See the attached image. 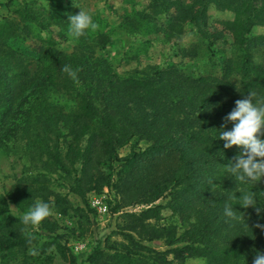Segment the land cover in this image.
<instances>
[{"label":"trees","instance_id":"trees-1","mask_svg":"<svg viewBox=\"0 0 264 264\" xmlns=\"http://www.w3.org/2000/svg\"><path fill=\"white\" fill-rule=\"evenodd\" d=\"M255 1L263 4L256 8ZM151 2L155 17L162 19L160 23L147 27L145 16L136 21L126 16L120 25L145 26L148 33H163L166 40H176L183 35L185 26L194 24L199 28V40L207 39L216 44V51H222L217 64L219 75L193 78L171 65L158 70L157 77L124 76L115 80L116 85L107 83L101 90H79L85 76L82 51L88 52L106 43L103 35L91 40L85 32L76 40L77 49L70 56L56 51L54 42L46 40V46L39 49L36 59L38 78L28 81L26 69L14 57L8 42L19 30L26 32L27 24H37L40 29L45 25L22 4L12 10L10 16L0 17V59L6 58L8 62V67L0 70V107L3 108L0 118L9 112L13 100L20 99L34 83L37 92L25 95L17 106L32 99L25 113L33 112L32 117L43 133H53L55 139L61 137L59 144L45 147V162L67 177L70 183L67 192L83 205L87 193L99 194L101 188L106 187L113 193V203L107 202V205L114 216L120 208L147 204L167 192L168 199L162 204L137 213L121 212L118 232L124 243L119 247L113 243L95 250L87 258L90 264H168L165 256L169 253L173 261L199 258L203 264H253L256 253H264V232L255 227L257 223L264 224V212L258 216L253 208H242L240 198L242 192L254 193L256 206L264 209V178L244 183L235 180L225 166L234 163V157L242 150L235 146L225 149L224 141L219 140V130L233 128L230 121L225 126V117L235 108L237 100L250 91L257 93L256 99L264 97V33L253 32L254 28L264 30V0ZM210 6L228 15L214 19L216 27L206 23ZM75 14L76 9L69 6L52 22L59 29L65 28L69 15ZM221 32L230 43L220 36ZM195 47L196 43L180 52L182 62L192 57ZM63 65L79 70L75 79L61 71ZM233 77L237 81H232ZM45 89L64 92L74 102L72 110L64 112L50 105L41 95ZM135 100L150 101V104L167 107V111L143 125L141 136L150 145L139 152L130 151L120 159L113 174L105 173L101 164L115 158L117 149L126 144L123 106ZM181 107L194 110L198 124L177 140L166 121H173ZM18 115L22 116L19 108L14 110L11 123L5 124L2 122L5 120L0 119V133H5L1 139H8L15 133ZM259 138L264 139V130ZM21 180L12 193L0 197V252L21 253L23 261L20 264H30L25 253L41 238L38 231H43L48 240L43 246L53 247L64 264H77L75 256L57 241V236L49 237L56 225L47 218L36 232H31V244L21 233L25 227L21 219L10 215L4 205V202L18 205L15 193L19 191ZM23 183L29 186L20 195L26 203L37 197L50 204L48 197L53 196L52 208L58 214L63 215L69 209L64 196L47 189L43 176L26 178ZM226 203L236 211V219L224 215ZM163 210L187 222L181 234L176 235L173 227L165 230L155 225ZM161 239L169 247L181 245L164 252L145 245Z\"/></svg>","mask_w":264,"mask_h":264},{"label":"rangeland","instance_id":"rangeland-1","mask_svg":"<svg viewBox=\"0 0 264 264\" xmlns=\"http://www.w3.org/2000/svg\"><path fill=\"white\" fill-rule=\"evenodd\" d=\"M180 1L187 4L189 0ZM22 4H25L37 17L38 21L45 25L44 29H40L37 24H27L26 32L19 30L16 37L8 42L9 47L15 54L14 57L20 60L26 69L28 81L38 78L39 64L36 59L39 49L46 46V40L51 39L54 42V49L66 56H70L77 49L76 40H71L67 36L69 25L67 24V27L59 29L52 22L55 17L63 14L69 6H73L77 14L80 11L79 8L88 11L92 15L93 21L100 26L96 31H86L91 40L98 35H103L106 39L103 46L93 47L88 52L82 51L85 76H83L84 81L78 86L79 90H101L104 86L107 87V83L116 85L115 80L124 76L157 77L158 70L171 65L180 69L184 75L193 78L220 74L217 64L220 62L222 51H216V44H211L207 39L199 40V28L194 24L185 26L183 35L176 40H166L163 33L146 32L145 26L148 27L153 23L158 24L162 20L155 17L151 8V0H0V17L10 16L12 10ZM253 4L258 8L263 3L255 1ZM126 16L134 21L140 16H145V26H121V21ZM227 16L217 12L216 8L210 6L207 11L206 23L209 26H215L214 19H222ZM253 32L264 33V30L254 28ZM220 36L230 43L224 32H221ZM194 43H196V47L193 49L192 57L182 62L180 52ZM7 67L6 58L0 59V70L4 71ZM231 80L237 81V78L233 77ZM31 92H37L34 83L30 89L25 90L20 99L18 97L13 100L9 112L6 111L3 117L0 118L6 121L2 122L9 124L14 110L17 108L22 110V116L18 115L15 119L17 127L15 133H12L8 139L3 140L0 138V197H4L7 192L12 193L22 179L19 191L15 193L18 205L4 202L7 212L13 217L21 219L22 214L27 212L37 199H40L36 197L31 203H26L20 199L21 191L29 189V186L24 184L23 180L43 176L47 189L52 193L64 196L67 207H69L65 214L60 215L52 208L53 196L48 197L53 214L47 220L54 222L56 225L53 234L49 237L57 236V241L64 244L75 256L77 264H90L87 258L95 250L102 249L106 245L112 246L113 243L119 247L121 243H124L118 232L122 223L120 219L121 212L137 213L147 207L162 204L168 199L165 196L167 192L147 204L138 203L120 208L107 222H100L88 207L87 197L92 192L86 194V204L83 205L78 198L67 192V187L70 184L67 177L46 164L43 155L45 147L51 148L52 145L59 144L61 137L55 139L53 133H43L42 128L37 125L32 117L33 112L25 113L26 108L32 105V99L29 103L22 104L21 107L17 106V103ZM41 95L45 97L50 105L60 108L64 112L72 110L74 102L62 91L45 89L41 92ZM33 96L31 95V97ZM150 103V101L135 100L123 106L125 113L122 119L125 125L126 144L117 149L115 158L101 164L103 172L113 174L114 169L119 165L120 159L126 157L130 151L139 152L150 145L141 136L143 125L148 124L153 118L167 111V107ZM0 111H3V108L0 107ZM195 117L196 112L194 110L186 107L178 108L173 121H166L170 133L179 140L184 133L197 127L198 123L195 121ZM2 122H0V130L2 129ZM4 134L0 133V137ZM61 134L65 135L64 131ZM65 139L67 140L66 137ZM97 195H103L105 201L112 205L113 193L108 188L102 187ZM164 196L165 198H163ZM9 204L15 209L9 208ZM155 225L165 230L173 227L174 233L179 235L186 228L187 222H183L169 211L163 210L161 219ZM36 230L37 228L33 230L29 227L30 232H36ZM38 234L41 238H39L37 244L30 247L35 248L38 255H31L29 248L25 253L27 262L30 264H64L55 254L53 247L43 246L48 241L47 234L43 231H38ZM145 245L156 251L164 252L173 247H179L181 244L169 247L161 239ZM42 250H44L43 253ZM165 259L169 261L168 264H203V261L199 258L173 261L170 253L165 256ZM22 261L21 253L0 252V264H20Z\"/></svg>","mask_w":264,"mask_h":264},{"label":"clouds","instance_id":"clouds-1","mask_svg":"<svg viewBox=\"0 0 264 264\" xmlns=\"http://www.w3.org/2000/svg\"><path fill=\"white\" fill-rule=\"evenodd\" d=\"M78 14L69 15L67 36L71 40H78L87 30L96 31L100 26L93 21L92 15L79 8ZM61 71L67 73L73 79L76 78L77 70H73L70 65H63ZM257 93L250 91L243 99L235 102V108L225 117V126L227 122L233 123L230 131L219 130V140L224 141V148L231 149L234 146L242 151L234 157V163L230 162L225 168L235 178V180L244 183L252 181H261L264 178V139H260L262 130H264V97L256 99ZM254 193H244L240 198V206L244 209L253 208L259 216L264 209L256 206ZM9 208L15 209L11 204ZM236 211L225 204L224 215L236 219ZM52 209L49 203L37 199L32 207L21 216L24 228L21 233L26 235L31 244L33 239L29 227L33 230L38 228L42 221L52 215ZM256 228L264 232V224L257 223ZM29 253L33 256L38 255L35 248H30ZM253 264H264V253L257 252Z\"/></svg>","mask_w":264,"mask_h":264},{"label":"built area","instance_id":"built-area-1","mask_svg":"<svg viewBox=\"0 0 264 264\" xmlns=\"http://www.w3.org/2000/svg\"><path fill=\"white\" fill-rule=\"evenodd\" d=\"M87 199L89 209L100 222H107L111 217H113V214L110 213L109 207L103 195L90 193Z\"/></svg>","mask_w":264,"mask_h":264}]
</instances>
